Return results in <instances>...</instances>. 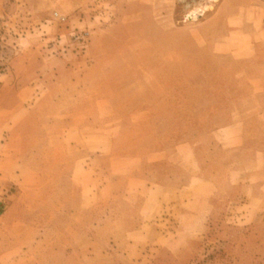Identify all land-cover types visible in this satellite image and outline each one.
<instances>
[{
    "label": "rangeland",
    "instance_id": "obj_1",
    "mask_svg": "<svg viewBox=\"0 0 264 264\" xmlns=\"http://www.w3.org/2000/svg\"><path fill=\"white\" fill-rule=\"evenodd\" d=\"M114 1L0 0V143L26 127L20 158L0 153V264H264V207L238 203L226 189L204 201L214 186L190 182L219 153L205 128L214 122L186 111L183 98L205 82L181 81L171 92L182 111L172 112L167 93H154L155 75L172 67L146 63L140 45L122 47L156 22V11ZM189 69L181 66L185 77ZM64 123L74 128L69 138L78 128L84 140L74 181L84 188L79 221L70 207L49 210L70 200V190L56 192L60 169L76 166L74 155H37L61 150ZM166 165L175 176H161ZM13 202L20 208L10 211ZM22 208L53 221L30 226L37 231L30 242H22L28 230L7 223ZM60 212H69L62 225Z\"/></svg>",
    "mask_w": 264,
    "mask_h": 264
},
{
    "label": "crops",
    "instance_id": "obj_2",
    "mask_svg": "<svg viewBox=\"0 0 264 264\" xmlns=\"http://www.w3.org/2000/svg\"><path fill=\"white\" fill-rule=\"evenodd\" d=\"M119 1L114 2L117 5ZM125 1H130L128 5H133L134 10L142 14L156 11V22L151 26L142 25L135 32L136 36L125 40L122 46L131 48L140 45L146 63L155 59L156 65L172 67L163 77L155 75V96L159 98L167 93L168 105L173 106L171 111L181 112L179 107L182 105L171 91L184 79L205 82L204 89L198 93L191 91L183 98L190 101V109L186 111L208 114L214 122L211 127L207 124L205 128H210L208 136L219 153L210 155L199 171L190 177V182L205 180L214 186L206 190L208 195L204 201H210L215 192L226 189L238 203L257 201L260 203L258 207H264V0ZM200 12L202 15L198 18L193 16ZM178 14L181 20H178ZM182 65L190 67L186 77L181 70ZM197 69L200 71L195 72ZM217 114H221V123H215L219 118ZM25 129L22 126L14 130L9 140L0 143L3 160L20 158ZM63 130L66 137L61 139L62 148L57 154L50 149V152L38 151L37 155L41 160L49 161L68 158L67 153L74 155L76 166L69 172L67 168L60 169L62 180L56 192V197H59L58 192L70 190V200L64 203L53 201L49 210L55 215L58 209L69 211L70 207V214H75L79 221L85 207L84 188L76 186L74 181L81 180L78 175L83 170L80 162L84 160L85 152L80 145L84 144V140L78 128L77 135L71 138L68 133L74 128L64 123ZM48 141L47 136L44 145H48ZM162 170L161 176H175L174 166L166 165ZM167 184L170 185V182ZM189 186L191 188V184ZM54 191L46 193L53 197ZM9 208L12 211L20 206L13 202ZM26 209L22 208L24 212L21 216L9 218L12 220L7 222L28 230L22 242L35 240L37 231H31L30 226L53 224L50 218L43 217L41 220L35 217V209ZM60 213L55 219L62 225L68 222V217H63L65 212ZM25 230L18 233L23 234ZM62 253L69 257L74 254L85 256V252Z\"/></svg>",
    "mask_w": 264,
    "mask_h": 264
},
{
    "label": "water",
    "instance_id": "obj_3",
    "mask_svg": "<svg viewBox=\"0 0 264 264\" xmlns=\"http://www.w3.org/2000/svg\"><path fill=\"white\" fill-rule=\"evenodd\" d=\"M201 15H202L201 12H200V13L193 14V16L196 17V18H198V17L201 16Z\"/></svg>",
    "mask_w": 264,
    "mask_h": 264
}]
</instances>
